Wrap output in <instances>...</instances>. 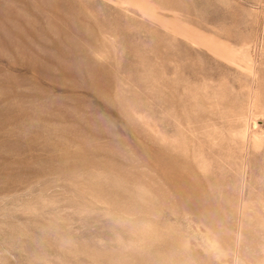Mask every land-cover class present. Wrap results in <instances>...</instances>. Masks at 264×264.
<instances>
[{
    "label": "rangeland",
    "instance_id": "1",
    "mask_svg": "<svg viewBox=\"0 0 264 264\" xmlns=\"http://www.w3.org/2000/svg\"><path fill=\"white\" fill-rule=\"evenodd\" d=\"M0 264H264V0H0Z\"/></svg>",
    "mask_w": 264,
    "mask_h": 264
},
{
    "label": "bare ground",
    "instance_id": "2",
    "mask_svg": "<svg viewBox=\"0 0 264 264\" xmlns=\"http://www.w3.org/2000/svg\"><path fill=\"white\" fill-rule=\"evenodd\" d=\"M1 115H2V114H1ZM83 144H84V143H83ZM1 151H2V150H1ZM9 153H10V152H9ZM1 154H2V153H1ZM4 160H5V159H4ZM4 160H3V161H4ZM167 174H168V173H167ZM167 174L165 173L166 176H168ZM176 186H177V185H176ZM180 190H181V189H180ZM178 194H180V192H179ZM158 250H159V249H158ZM162 253H163V252H162ZM156 257H157V256H156ZM162 258H163V257H162ZM162 260H164V259H162ZM157 262H158V261H157Z\"/></svg>",
    "mask_w": 264,
    "mask_h": 264
}]
</instances>
